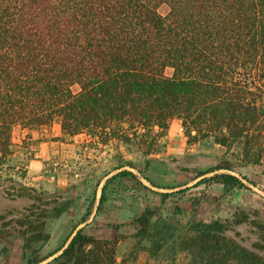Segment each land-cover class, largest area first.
<instances>
[{
	"label": "trees",
	"instance_id": "16d2710c",
	"mask_svg": "<svg viewBox=\"0 0 264 264\" xmlns=\"http://www.w3.org/2000/svg\"><path fill=\"white\" fill-rule=\"evenodd\" d=\"M175 119L189 141L213 139L236 148L243 165L264 164V0H0V167L14 153L18 126L58 121L62 139L85 133L151 155L165 152ZM124 166L134 167L124 160L116 169ZM224 168L234 167L219 164L204 180L227 192L246 186ZM118 175L134 174L119 171L106 184ZM56 201V217L74 205ZM199 204L192 199L169 215L148 206L135 217L152 256L187 252L189 264H264V255L228 234L229 223L199 219ZM46 216L28 218L25 229L0 224V240L22 235L29 264L43 262L36 243L51 237ZM255 223L264 238V223ZM115 243L81 227L55 260L134 264L136 250L118 261Z\"/></svg>",
	"mask_w": 264,
	"mask_h": 264
},
{
	"label": "rangeland",
	"instance_id": "374dc122",
	"mask_svg": "<svg viewBox=\"0 0 264 264\" xmlns=\"http://www.w3.org/2000/svg\"><path fill=\"white\" fill-rule=\"evenodd\" d=\"M61 136L58 121L40 128L16 127L14 153L9 164L0 167V224L6 229H25L28 218L47 212L45 229L51 237L36 243L47 256L39 264H59L55 257L81 227L98 238L113 239L118 261L136 250L134 264H189L187 252L170 258L152 256L145 248L149 242L137 235L135 217L148 206L159 207L163 215L173 214L178 205L191 206L192 199L200 202L199 219L229 223L230 236L264 255L263 231L255 223H264V164L243 165L236 148L213 139L189 141L177 119L171 123L164 138L165 152L160 154L131 152L122 143L103 144L85 133ZM124 160L134 167L116 169ZM226 161L233 170L220 171L238 175L245 187L227 192L222 183L204 180L215 173L211 169ZM123 170L134 175H118L106 184L108 177ZM68 198L74 199L73 207L54 216L56 200ZM89 211L87 221L82 222ZM24 244L22 235L0 240V264H29L32 253Z\"/></svg>",
	"mask_w": 264,
	"mask_h": 264
}]
</instances>
